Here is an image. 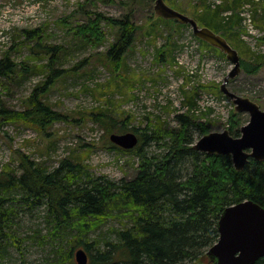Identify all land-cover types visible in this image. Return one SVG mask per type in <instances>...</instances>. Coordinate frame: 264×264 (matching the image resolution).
I'll return each mask as SVG.
<instances>
[{
	"label": "trees",
	"instance_id": "16d2710c",
	"mask_svg": "<svg viewBox=\"0 0 264 264\" xmlns=\"http://www.w3.org/2000/svg\"><path fill=\"white\" fill-rule=\"evenodd\" d=\"M246 5L250 6L249 16L255 18L260 8L256 0H224L208 6L197 22L216 33L229 31L243 19L241 10ZM86 13L87 23L73 30L93 42L103 39L102 21L117 28L116 42L105 55L118 68L133 47L139 27L128 17ZM40 31H25V35L38 40L32 48L34 56L51 57L50 75L44 87L30 96L26 112L2 108L0 114L7 122L26 120L47 130L63 119L42 99L63 75L62 70L53 68L63 49L44 47ZM263 61V55L252 63L242 60L243 71L255 74ZM28 70L8 57L0 60V88L5 89V80ZM188 108L193 111V105ZM240 115L233 114L228 129L234 137L241 135L246 124L239 120ZM93 120L107 133L118 125L104 112L94 114ZM176 121L177 127L149 124L143 131L132 128L130 132L139 138L134 149L111 144V149L139 158L138 171L131 179L95 177L83 166L68 161L49 170L27 156L22 157L17 169L6 166L0 173V264H19L33 247L43 255L40 264H78L79 249L87 252L88 264H212L207 252L219 240L218 223L223 211L247 200L264 208V161L251 159L245 170L238 172L230 156L209 155L193 148L195 133H209L206 124L192 114H179ZM128 127L126 133L131 129ZM112 222L116 225L101 230ZM28 223L36 224V228L30 230ZM254 264H264V258Z\"/></svg>",
	"mask_w": 264,
	"mask_h": 264
},
{
	"label": "rangeland",
	"instance_id": "374dc122",
	"mask_svg": "<svg viewBox=\"0 0 264 264\" xmlns=\"http://www.w3.org/2000/svg\"><path fill=\"white\" fill-rule=\"evenodd\" d=\"M223 1L166 3L199 21L208 6ZM256 1L260 8L255 18L249 16L250 6L246 5L238 25L219 31L247 63L264 56V0ZM154 6L155 0H0V60L8 57L20 68L25 65L29 69L5 80V89L0 88V110L26 112L30 96L44 87L50 75L51 57L34 56L32 48L38 40L27 39L25 31L39 29L44 47L63 49L53 67L63 75L42 95L63 119L43 130L26 120L7 122L0 114V173L6 166L19 168L22 157L27 156L49 170L68 161L83 166L95 177L131 179L138 171L139 158L111 149L110 140L112 134L126 133L127 126L129 132L134 127L143 131L149 124L177 127V115L192 114L208 126L209 133L231 128L237 112L221 86L233 64L224 53L204 47L191 26L159 20ZM88 11L108 18L128 17L139 27L133 47L118 68L105 55L116 42L117 28L102 21L103 39L93 42L73 30L87 23ZM258 65L257 73L242 71L227 87L264 110V61ZM191 105L192 112L188 108ZM100 112L118 121L111 133L94 122V114ZM240 114L239 120L247 123L249 114ZM201 137L195 133V143ZM28 224L30 230L36 228V224ZM111 225L116 224L109 223L101 230ZM42 257L33 247L19 264H40Z\"/></svg>",
	"mask_w": 264,
	"mask_h": 264
},
{
	"label": "water",
	"instance_id": "95a60500",
	"mask_svg": "<svg viewBox=\"0 0 264 264\" xmlns=\"http://www.w3.org/2000/svg\"><path fill=\"white\" fill-rule=\"evenodd\" d=\"M154 10L156 17L191 26L196 38L227 56L233 68L221 91L232 100L237 113L250 116L248 123L242 126L239 137L232 136L229 130L210 132L202 136L193 148L209 155L230 156L238 172L244 171L251 159L264 161V110L253 100L233 93L227 87L229 81L243 71L239 52L224 36L201 26L197 20L171 7L166 0H155ZM110 140L125 150L134 149L139 143L134 132L112 134ZM218 230L219 240L207 252L212 264H254L264 258V208L259 204L247 200L226 208L220 217ZM76 259L78 264L89 263L84 249L76 252Z\"/></svg>",
	"mask_w": 264,
	"mask_h": 264
},
{
	"label": "bare ground",
	"instance_id": "6f19581e",
	"mask_svg": "<svg viewBox=\"0 0 264 264\" xmlns=\"http://www.w3.org/2000/svg\"><path fill=\"white\" fill-rule=\"evenodd\" d=\"M235 13V12H234ZM247 17V16H246ZM6 87V86H5ZM149 118V117H148ZM194 144V143H193Z\"/></svg>",
	"mask_w": 264,
	"mask_h": 264
}]
</instances>
